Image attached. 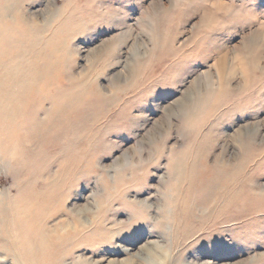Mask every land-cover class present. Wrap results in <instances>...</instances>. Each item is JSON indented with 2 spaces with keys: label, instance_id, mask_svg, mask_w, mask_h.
<instances>
[{
  "label": "rangeland",
  "instance_id": "rangeland-1",
  "mask_svg": "<svg viewBox=\"0 0 264 264\" xmlns=\"http://www.w3.org/2000/svg\"><path fill=\"white\" fill-rule=\"evenodd\" d=\"M0 9V38L25 41L11 58L0 52V82L21 61L28 81L57 80L40 91L30 119L48 124L63 94L77 101L72 147L68 135L41 136L22 156L0 159V200L31 185L59 191L45 226L73 233L66 251L78 247L65 264H264V199L239 221L231 210V230L206 226L182 245L175 223L190 177L181 182L172 170L178 159L186 172L203 156L206 168L230 160L235 169L248 157L244 177L264 191V0H0ZM214 34L223 39L205 56ZM196 64L207 71L177 70ZM222 87L230 106L217 100ZM37 168L46 173L32 178ZM164 208L171 220L160 226Z\"/></svg>",
  "mask_w": 264,
  "mask_h": 264
},
{
  "label": "bare ground",
  "instance_id": "bare-ground-1",
  "mask_svg": "<svg viewBox=\"0 0 264 264\" xmlns=\"http://www.w3.org/2000/svg\"><path fill=\"white\" fill-rule=\"evenodd\" d=\"M24 23L27 24V22L25 21ZM24 27L25 26L23 24V28ZM6 40H7L6 38L4 39L0 38V41H3L0 42L3 43L0 46V52L1 54L7 56V58L4 57V59H8L9 57L11 58L10 48L18 49L17 47H20L25 42L22 41V39L19 40L16 39L14 41L11 40L12 41L11 44H8L9 42ZM41 56L42 55L40 54V57ZM13 57L10 60H13ZM17 59L19 58L17 57ZM21 63L23 62L21 61L17 63L16 65L17 68L16 66H14L16 72H14L13 69L10 70L7 69L6 72H4V77L6 79V82L4 81L5 84L0 82V159L5 158L8 153L9 155L11 153L13 154L15 153L16 155L19 154L21 155L23 149L24 148L26 149V147H28L29 144L34 143V139L36 140L37 137L43 136L44 138L42 141L45 143L47 142L46 140L49 139V137L51 136L58 137L61 135V137H64L68 135L70 131L68 129L74 126L75 120L73 113L75 112V108L77 107L76 106L77 101L75 100L73 101L71 97L65 94H63L61 97L60 96L57 97V99L55 100L53 99V104L56 106V109L49 116L51 119L48 124L40 121L35 123L32 119H30V117H34L36 113L34 109V102H37V100L41 98V96L39 95L40 91L43 88L49 87L50 84H54L55 81L57 80L50 79L44 81L42 80V78H40L41 75H36V77H31L30 81H28L27 78L24 77L25 75L24 72L26 71V70L24 71V68L26 67H24L25 66L24 63L23 64ZM0 64L2 65V63ZM6 66L4 67V69L9 68L8 66L7 67ZM1 75H3V72ZM224 81H225L224 85L229 86L228 82L230 81L228 80H224ZM229 93L230 92L228 88L222 87V90L219 92V95H217V100L221 102L222 105L230 106L229 104L231 100L225 98L226 96H228L227 94ZM46 126L48 127V132H44V127ZM68 137L70 138L67 139L68 141L65 144L72 147L73 143L71 140L72 139L71 135L70 136L68 135ZM31 147L32 146H30L29 149ZM71 149H67L68 154H71L70 152L72 151ZM27 151H25L23 155L24 154L26 155L25 156L26 159L24 160H26V162L28 163L30 162V160L28 158ZM206 152L207 151H205L204 153ZM242 158H243L242 161L240 162V164L237 166L236 169L234 168L233 161L230 160L226 162L223 161L221 162V160H216L213 168L210 167L206 168L205 167L206 157L203 156V159H201L202 164L195 159L190 160L188 163L189 168L186 170V172L182 171V166L184 165V163L183 165L181 164L183 160L181 159L175 160L176 163L175 165H173V169H172L174 176L178 180L181 179V182L182 179H184V177L186 178V174H188L190 177V182L189 184H187L188 186L186 188L185 194L183 195V200L181 201L180 204L181 206L180 211L182 212H180V217L177 223H175L177 230L175 231L174 229L176 235L178 234L177 239L179 236L182 238L181 239L182 245L185 244L187 241H189L191 238H193L194 235L198 234L203 230H206L205 228L206 226H209L207 227V229H210L211 227L215 229V227L218 228V226L225 225L227 226V229H230L233 226L232 225L233 223L229 225L230 224L229 221L233 220V218L235 221H239L243 219L244 216H249L250 214H256L260 211V208H258V205L255 203V201L264 199V191H262L261 193L256 192L257 191L256 189L261 190V188L260 185L252 183V179L254 177L251 174H248L246 177H244L245 168L252 161L248 157H242ZM46 166H48V164ZM200 168L204 170L203 175H199V173H195L197 169ZM240 170L241 172L243 171L242 174H239ZM65 171L66 173L67 172L70 173L71 165L66 164L65 169L62 172L64 173ZM206 171L210 172L211 177L210 179L208 178L209 180H205L206 178H204L205 176H207ZM44 173L46 172H44L43 169L39 168L37 171L33 172L31 176L32 178L35 176L39 177V175L43 176ZM61 177L63 176L61 175ZM65 181L63 180V182ZM68 183L69 182H67V184ZM49 186H46L47 187L46 190H44L43 188H42L43 190H40L38 189L37 185L36 186L31 185L30 187H27L20 192L22 194L20 195L19 199H15L11 201L10 199L5 198L0 200V264H3V262L9 259H12L16 264H65L66 259L69 258L78 247L77 246L74 249L71 248L68 251H66L67 249L66 246L69 245V243L72 242L71 240L74 238L73 233L71 231H67L65 234H60L58 231L60 229L55 231L53 230L52 232H50L45 226V223L47 221L46 220L47 216H49L50 219V217H52L51 215H53L52 214L53 211L51 208L52 206L55 205L56 198L58 196L61 197V195H59L60 194L59 191L56 192L55 189L51 192ZM66 195H68V192ZM65 197L67 198L68 196ZM219 203H223V207L220 208L217 212H215L217 210L216 208H218ZM234 208L237 209L236 210L237 213L235 214L236 216L232 218L230 211L233 210ZM197 210L199 211L197 212ZM27 212H30L31 214L30 215L31 223L28 224H26L27 222L24 220L25 218L23 217ZM165 212L166 213L160 219L159 222L160 226H165L171 220L167 211ZM223 216L224 218L221 219ZM81 227L84 228L83 226ZM56 232L58 234H56ZM100 232L102 231L99 230V233ZM177 239L175 242L178 241ZM210 241L213 243L218 242L212 239ZM174 245L176 247V245L178 244L176 243ZM79 246H83L87 248L86 245L84 244H79ZM120 251L122 252V249ZM136 257L137 255L135 256V258ZM259 258L261 259L262 257ZM80 263L84 264V262H80ZM253 263L255 262H252V264Z\"/></svg>",
  "mask_w": 264,
  "mask_h": 264
},
{
  "label": "snow or ice",
  "instance_id": "snow-or-ice-1",
  "mask_svg": "<svg viewBox=\"0 0 264 264\" xmlns=\"http://www.w3.org/2000/svg\"><path fill=\"white\" fill-rule=\"evenodd\" d=\"M185 4L187 5L188 4V0H177V4ZM211 8L213 9H216L218 7V4L216 2H213L211 5ZM113 31H114V28H113ZM223 39L222 36L218 35V34H214L211 39L209 40L208 42V45L206 46L205 48V51H204V55L205 56H215V53H216V50L218 48V44H214L213 41H219ZM235 41H229V45H231L232 43H234ZM208 65H211V66H215L214 62L212 59H209L208 60ZM208 65H201V64H196V65H189L188 67L186 68H181V69H177L178 71L186 74L187 72L189 71H195V72H200V71H207V67ZM149 103H151V101H149ZM205 259H213L212 257H207ZM10 264V262H9Z\"/></svg>",
  "mask_w": 264,
  "mask_h": 264
}]
</instances>
